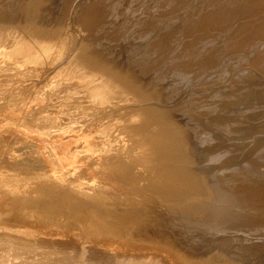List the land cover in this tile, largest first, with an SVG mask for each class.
Wrapping results in <instances>:
<instances>
[{
	"label": "bare ground",
	"instance_id": "bare-ground-1",
	"mask_svg": "<svg viewBox=\"0 0 264 264\" xmlns=\"http://www.w3.org/2000/svg\"><path fill=\"white\" fill-rule=\"evenodd\" d=\"M262 92L264 0H0V264H264Z\"/></svg>",
	"mask_w": 264,
	"mask_h": 264
},
{
	"label": "rangeland",
	"instance_id": "rangeland-1",
	"mask_svg": "<svg viewBox=\"0 0 264 264\" xmlns=\"http://www.w3.org/2000/svg\"><path fill=\"white\" fill-rule=\"evenodd\" d=\"M228 63V64H227ZM224 62V61H220V60H218L217 62H216V67H214V69H216V71L218 70V72H217V75L218 76H216L215 77V79H213V81H212V85H210L212 88L210 89V90H212L213 89V91H212V93H210V92H207V95H208V97L209 96H211L212 94H214V96L217 98V100L219 101L221 98H230L231 96L233 97V96H236L238 93H239V91L243 88V87H245V86H247V84H242L241 85V82L240 81H242V80H238L235 76H234V74H235V71H234V65H233V63L231 62V61H229V62ZM227 65V66H226ZM242 69V68H241ZM216 74V73H215ZM232 75H233V77H232ZM217 78V79H216ZM237 79V80H236ZM241 79V78H240ZM210 81V80H209ZM262 81V80H261ZM256 82H258L259 83V80H257L256 78H254L253 79V81H252V83H256ZM233 85V86H232ZM224 88V89H223ZM228 89L229 91H224L225 89ZM246 89H248V87L246 88ZM217 91V92H216ZM221 91H223V92H221ZM232 91V92H231ZM221 92V93H220ZM249 94H251V93H249ZM262 95V99L258 102V101H254V99L252 100V101H248V103L247 104H245V105H242L241 107H243V108H240L239 107V113L243 116V117H245L246 118V120H241V122H244V121H246L245 122V124L247 125V126H251V127H249V130H248V132H246V133H241V136H243L242 137V139H241V136H240V138L238 139V144H236V145H229V147L230 148H223V147H225V146H223L222 145V143H221V140L219 139V137L218 136H214L213 138H214V140H212L211 141V143H212V146L213 147H215L216 148V152H217V155L216 156H218V158L217 159H221L220 160V162L222 163L221 165H220V168L222 167V168H224V169H227V170H229V172H237V173H243V172H247V173H249L250 171H256V172H258V171H261V172H264V167H262V169L260 170V169H254V170H251V169H244L242 166H244V159H245V157H246V155L249 153V151L251 150V149H249L250 147H251V145L252 144H254L252 141H254L255 143H256V141H258V140H260V138H261V143H262V146H264V144H263V142H264V131H262V130H264V92H262L261 93ZM231 95V96H230ZM262 102V103H261ZM245 106V107H244ZM254 106L256 107V106H260L259 108H255L254 109ZM248 109V111L245 113V109ZM244 111H243V110ZM250 109H251V112H249L250 111ZM253 110H255V111H257V110H261V112H262V116H260V115H258V114H256V116H255V114H248V113H253L254 111ZM260 116V117H259ZM252 120H251V119ZM258 119V120H257ZM255 121V122H254ZM253 123V124H252ZM262 127V128H261ZM250 135V136H249ZM253 135V136H252ZM262 135V136H261ZM245 137V138H244ZM248 137L250 138V140L248 139ZM253 137V138H252ZM259 137V138H258ZM258 138V139H257ZM257 139V140H256ZM262 139H263V142H262ZM215 140H217V141H215ZM252 140V141H251ZM242 141H244L243 143H241ZM247 141V142H246ZM214 142V143H213ZM250 142V143H249ZM260 142V141H259ZM258 142V143H259ZM257 143V144H258ZM261 143H260V145H261ZM248 145H250V147H248L247 148V146ZM245 146H246V148H245ZM259 146V145H258ZM233 147H234V149H233ZM222 148V149H221ZM245 148V149H244ZM260 148H261V146H260ZM232 149V150H231ZM240 149V150H239ZM242 149V150H241ZM246 149H248V151H246ZM243 150H245V152H243L244 154H242V151ZM222 151H225V152H227V153H230L231 154V159L228 161V162H224L223 160H224V158L222 159V157L224 156L223 154H224V152H222ZM235 151V152H234ZM264 151V149H263V147H262V153H264L263 152ZM221 152V153H220ZM232 152V153H231ZM253 151H250V153H252ZM236 153H238V154H236ZM250 153L248 154V155H250ZM254 153H252L251 154V158L252 157H256V156H254L253 155ZM221 155H223L222 157H221ZM236 155H238V157H236ZM245 155V156H244ZM244 156V159L242 158ZM263 157H264V155H262ZM250 157V156H249ZM262 157V163L264 162V158ZM239 158H242V160H240ZM251 158H249V159H251ZM239 159V160H238ZM253 159V158H252ZM237 162H238V164H237ZM243 162V163H242ZM240 163H242L241 165H240ZM219 165V162L217 163V166ZM262 166H264V165H262ZM233 170V171H232ZM247 170V171H246Z\"/></svg>",
	"mask_w": 264,
	"mask_h": 264
}]
</instances>
